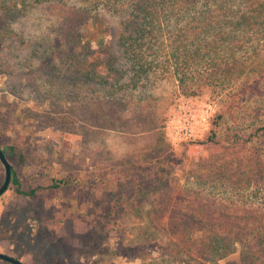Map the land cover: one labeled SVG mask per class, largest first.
Wrapping results in <instances>:
<instances>
[{
  "label": "trees",
  "instance_id": "obj_1",
  "mask_svg": "<svg viewBox=\"0 0 264 264\" xmlns=\"http://www.w3.org/2000/svg\"><path fill=\"white\" fill-rule=\"evenodd\" d=\"M8 1L28 10L56 2ZM103 7L117 20L109 43L96 33H107L106 16L80 5L61 6L57 47H80L71 62L84 86L70 94L72 109L60 108L63 115L55 119L72 127L89 151L103 132L118 133L131 147L111 163L106 159L107 181L114 183L110 204L126 212L128 201L149 200L150 220L170 236L168 260L180 264L186 255L187 264H264V119L253 110L241 112L222 137L234 146L256 142L242 153L202 160L182 182L172 173L178 158L170 152L159 99L147 90L150 74L162 64V71L171 67L184 94L195 86L221 93L264 87V80H247L264 72V0H105ZM90 24L95 29L87 35ZM93 41L98 48L89 47ZM82 48L94 61L80 54ZM211 133L209 139L221 140ZM0 146L7 156L24 160L17 146ZM13 180L16 191L28 196L74 183L63 177L25 190ZM236 252L238 263H222Z\"/></svg>",
  "mask_w": 264,
  "mask_h": 264
},
{
  "label": "rangeland",
  "instance_id": "obj_2",
  "mask_svg": "<svg viewBox=\"0 0 264 264\" xmlns=\"http://www.w3.org/2000/svg\"><path fill=\"white\" fill-rule=\"evenodd\" d=\"M104 3L56 0L28 10L22 4L15 7L8 0H0V145H15L24 154L21 161L18 155L7 156L15 174L0 197V252L26 264H175L168 260L173 251L170 236L149 218V200L128 201L126 212L110 204L109 191L114 183L107 181L111 175L105 167L106 159L111 163L131 147L118 133L103 132L90 143L89 151L72 127L55 119L63 115L57 112L60 108L72 109L70 94L81 86L76 81L80 76L77 65L71 62L76 61L74 53L80 47L60 48L55 40L61 6L80 5L106 16L105 23L110 24L107 33H96L109 43L117 20L103 13ZM93 29L90 24L84 30L88 35ZM89 47L98 48V43L93 41ZM80 54L94 61L87 48H82ZM160 70L150 74L152 86L148 83L147 90L159 99L170 152L178 158L172 168L177 179L184 182L202 160L239 150L242 153L256 142L234 146L222 135L241 112L253 110L264 119V87L221 93L213 87L195 86L184 94L171 67L162 71V64ZM257 79L259 83L264 80L263 71L247 80ZM183 96H198L202 100L199 109L206 104L212 106L207 125L190 142L179 141L166 127ZM213 131L220 134V141L209 139ZM5 176L0 161V186ZM15 176L25 190L48 186L63 177L74 179V183L28 196L16 191ZM180 256V264H187L186 255ZM226 262L238 263L239 252L222 261ZM0 264L11 263L0 260Z\"/></svg>",
  "mask_w": 264,
  "mask_h": 264
},
{
  "label": "built area",
  "instance_id": "obj_3",
  "mask_svg": "<svg viewBox=\"0 0 264 264\" xmlns=\"http://www.w3.org/2000/svg\"><path fill=\"white\" fill-rule=\"evenodd\" d=\"M201 102L198 96H183L175 104L166 127L174 131L179 141L190 142L196 139L207 125L212 106L206 104L205 108L199 109Z\"/></svg>",
  "mask_w": 264,
  "mask_h": 264
},
{
  "label": "water",
  "instance_id": "obj_4",
  "mask_svg": "<svg viewBox=\"0 0 264 264\" xmlns=\"http://www.w3.org/2000/svg\"><path fill=\"white\" fill-rule=\"evenodd\" d=\"M0 161L3 163L5 167V173H6L5 180L3 184L0 186V197H1L9 188L11 179H12V173H13L12 164L9 161L7 155L5 154L1 146H0ZM0 260H4L11 264H26L22 260L14 256L8 255L6 253H3V252H0Z\"/></svg>",
  "mask_w": 264,
  "mask_h": 264
}]
</instances>
